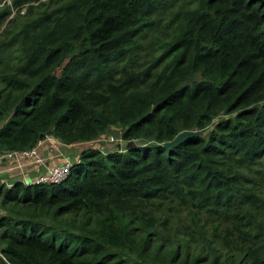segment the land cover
<instances>
[{"label":"trees","instance_id":"16d2710c","mask_svg":"<svg viewBox=\"0 0 264 264\" xmlns=\"http://www.w3.org/2000/svg\"><path fill=\"white\" fill-rule=\"evenodd\" d=\"M64 1L0 70V149L89 145L59 182L0 185V264H264V0ZM114 126L124 151L91 142ZM174 208L195 238L162 245Z\"/></svg>","mask_w":264,"mask_h":264},{"label":"rangeland","instance_id":"374dc122","mask_svg":"<svg viewBox=\"0 0 264 264\" xmlns=\"http://www.w3.org/2000/svg\"><path fill=\"white\" fill-rule=\"evenodd\" d=\"M62 3H65V1L23 0L20 2H16V0H0V70L2 69L6 71L17 65V59L14 58V56L20 52L22 47H24L27 42H29L27 33L23 34L21 37V33L25 30V26L35 28L36 26L44 22L48 25L52 23V25H54L57 29H60L64 26L67 21L68 15L59 12L57 13V6ZM160 16L161 20L159 26L162 27L166 22L167 13L161 11ZM22 38L27 42H22ZM139 58L143 59L144 57L139 56ZM104 135H113L116 140L115 142L100 141L99 143H93L102 151L110 149L124 151L125 147L128 144L127 141L121 139L120 128L118 126L107 129ZM131 142L134 145H140L148 144L149 141L147 142V140L145 139H135ZM71 160L74 161L75 158H72ZM255 174L258 178L257 173ZM31 179L33 178H29V180ZM254 191L257 195H260L262 198H264V182L259 184ZM166 213L169 214L167 221L164 224L166 226L162 229L160 228L155 235H152V237L159 235V239H164L162 245H164V243L167 241H169L171 244L177 237V235L173 236L172 234L174 227H177L178 233H184L186 238H189V241L195 238L193 221L188 220L183 213L176 212L175 208L166 211ZM198 214L201 219V215L199 212ZM202 214L206 219V229L208 232H210L211 228L216 225L217 220L206 212H202ZM170 225L172 226V229H170ZM223 225H225V223H222V226ZM160 226L162 225H155V227ZM217 244L223 250H225L220 242H217ZM249 248L255 249V244L252 242L244 243V249L248 250ZM233 252L234 250H230V252H227V254H229V257H232V259Z\"/></svg>","mask_w":264,"mask_h":264},{"label":"crops","instance_id":"0c3cea01","mask_svg":"<svg viewBox=\"0 0 264 264\" xmlns=\"http://www.w3.org/2000/svg\"><path fill=\"white\" fill-rule=\"evenodd\" d=\"M86 145H88L86 142L65 144L49 134V138L38 147V152L43 160L41 164L23 159L24 164L21 167H16L14 162L0 158V185L8 186L13 180L21 181V177L34 178L44 174L52 165L63 161L72 162L71 159L75 158L76 160L79 151Z\"/></svg>","mask_w":264,"mask_h":264},{"label":"built area","instance_id":"2783aa9c","mask_svg":"<svg viewBox=\"0 0 264 264\" xmlns=\"http://www.w3.org/2000/svg\"><path fill=\"white\" fill-rule=\"evenodd\" d=\"M48 138H49V134H46L42 138L37 139L35 143L28 148L8 149V150L0 149V158H4L14 162V166L16 167H21L24 164V160L42 163L43 160L38 152V147L43 141L47 140ZM115 140L116 139L113 135H104L103 133L96 136L91 142L94 143L95 142L99 143L100 141L115 142ZM70 163L71 162L69 161H63L61 163L54 164L51 167H49L44 174L35 176L31 180L21 177L22 178L21 182L23 184H28L33 182L34 183L59 182L66 177L69 171Z\"/></svg>","mask_w":264,"mask_h":264},{"label":"water","instance_id":"95a60500","mask_svg":"<svg viewBox=\"0 0 264 264\" xmlns=\"http://www.w3.org/2000/svg\"><path fill=\"white\" fill-rule=\"evenodd\" d=\"M195 133H196V131H191V130L181 131V132L177 133L170 140H167V141L163 142L162 145L165 146V147L174 146V145L180 143L187 136H189L191 134H195Z\"/></svg>","mask_w":264,"mask_h":264}]
</instances>
